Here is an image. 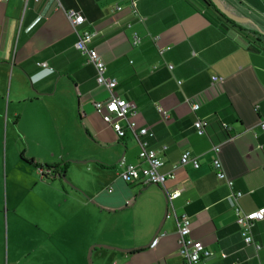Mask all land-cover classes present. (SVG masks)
Instances as JSON below:
<instances>
[{"label": "crops", "instance_id": "crops-1", "mask_svg": "<svg viewBox=\"0 0 264 264\" xmlns=\"http://www.w3.org/2000/svg\"><path fill=\"white\" fill-rule=\"evenodd\" d=\"M206 1L0 3V230L3 211L14 202L3 157L8 137L36 164H68L60 179L63 193L38 198L43 220L50 222L47 205L55 211L53 224H36L40 237L28 238L43 251L33 264H64L53 256L45 261L63 248L71 250L73 264H182L175 221L165 218V190L174 189L182 190L172 202L174 215H186L190 238L212 253L205 264H264V220L251 229L253 244L245 245L230 202L231 194L241 193L243 212L264 208V0ZM68 10L79 12L85 19L80 29L93 33L91 47L105 64L104 77L117 83L113 95L134 104L128 120L153 134L149 146L159 152L161 171L178 165L186 151L197 169L178 168L164 187L119 178L120 158L145 164L134 138L118 139L95 113L93 104L107 92L74 49ZM214 76L220 81L211 87ZM196 119L207 123L204 136L194 133ZM213 146H219L231 187L211 168ZM41 172L34 170L36 181L48 186Z\"/></svg>", "mask_w": 264, "mask_h": 264}, {"label": "built area", "instance_id": "built-area-1", "mask_svg": "<svg viewBox=\"0 0 264 264\" xmlns=\"http://www.w3.org/2000/svg\"><path fill=\"white\" fill-rule=\"evenodd\" d=\"M6 0H0L5 2ZM28 0H24L26 5ZM134 6V4H132ZM65 16L69 21L73 34L76 37L74 43V49L83 54L86 58V62L91 64L96 72L95 80L98 86L103 87L107 92V97L101 101L95 102L93 108L95 113L100 117L101 121L109 126L113 132L116 134L118 139H123L127 134L131 135L136 141L138 147V159L145 164V166L134 165L126 163L125 159L122 157L118 160L117 166L120 169L119 178L126 184L138 183L140 185H155L159 187H164L167 180L174 178V173L178 168L186 165H191L193 169L199 167V163L195 157H192L189 152H183L180 155L178 165L173 166L169 172H162L163 161L159 156V152L150 148L149 139L153 137L151 131L147 128L136 129L135 124L128 120L129 116H133L135 113V106L132 103L126 102L113 95V90L115 89L117 83L114 79H107L104 77L105 64L101 57L98 55L96 50L91 47L93 33L85 29H80L85 19L77 11L68 10L65 11ZM139 39L136 36L132 38V45L136 46L139 44ZM38 66L44 67L45 64H39ZM171 68V66H167ZM220 79L216 76L211 78V87L214 83L219 82ZM186 101H189L187 99ZM199 109V104L197 102L191 103V110L193 112ZM157 111L160 114L163 121L168 120V115L166 111L157 107ZM124 123V126L122 125ZM260 128L264 130V121L260 122ZM207 126L206 121L201 119H196L193 122L194 133L201 137L206 134L205 128ZM224 130H227L226 125H221ZM165 148L161 149L163 152ZM212 151L216 155V158L211 163V168L218 180H223L231 187L232 183L229 181L223 171L222 165L218 159L219 146H213ZM41 173L49 174V170H43ZM181 189H174L172 191H166V202L168 212L165 218L172 217L176 224L177 233V246L178 255L182 259V264H205L206 261L212 256V253L205 249L203 245L197 241L190 238V227L191 223L186 215H181L179 217L174 215L172 202L181 195ZM241 197V193L231 194L230 202L233 207L235 214V224L240 229V235L245 245H252L253 239L251 237V229L253 225L257 222L264 220V208L245 213L243 212L239 205L238 199ZM164 236L160 234L153 239L150 248H153L158 239ZM259 250V247H255ZM225 259L226 255H222Z\"/></svg>", "mask_w": 264, "mask_h": 264}, {"label": "rangeland", "instance_id": "rangeland-1", "mask_svg": "<svg viewBox=\"0 0 264 264\" xmlns=\"http://www.w3.org/2000/svg\"><path fill=\"white\" fill-rule=\"evenodd\" d=\"M9 142L10 138L8 137L6 154L5 145L3 148V157L7 164L8 186L11 188L8 193L13 194L14 202L11 208L3 211L0 230V264H33L38 261L40 255H43V251L35 250V244L29 245L28 238L40 237V230L36 224H53L52 216L55 211L53 207L47 205L45 207L47 213L51 212L50 222H48L49 219L43 220L44 217L41 214L43 203L39 202L38 198L42 195L59 197V193H63V189L60 186V179L47 180L44 183L48 186L41 185L38 182V176L34 173L37 168L30 164V158L25 157L22 147L14 145L12 148ZM41 154L47 155L46 152H41ZM62 163L67 165L66 161ZM10 182L11 185H9ZM64 187L67 189L66 185ZM52 256L56 261L61 260L64 264H73L74 261L72 252L68 248H63L61 251L52 250L50 258L45 261L55 260Z\"/></svg>", "mask_w": 264, "mask_h": 264}, {"label": "trees", "instance_id": "trees-1", "mask_svg": "<svg viewBox=\"0 0 264 264\" xmlns=\"http://www.w3.org/2000/svg\"><path fill=\"white\" fill-rule=\"evenodd\" d=\"M206 1V0H205ZM207 3V1H206ZM208 5V3H207ZM211 6V4L209 5ZM222 18H225L223 17L222 15H220ZM30 164L36 166L37 169H40L41 171H45V170H49L50 173L49 174H41V177L45 180H55V179H63L64 178V174H65V171H66V166L67 165H64L63 163L62 164H56V165H53V166H48V165H39V164H36L34 163L33 161H30Z\"/></svg>", "mask_w": 264, "mask_h": 264}, {"label": "water", "instance_id": "water-1", "mask_svg": "<svg viewBox=\"0 0 264 264\" xmlns=\"http://www.w3.org/2000/svg\"><path fill=\"white\" fill-rule=\"evenodd\" d=\"M214 5H215V9H216L219 13H223L219 6H217L216 4H214Z\"/></svg>", "mask_w": 264, "mask_h": 264}]
</instances>
